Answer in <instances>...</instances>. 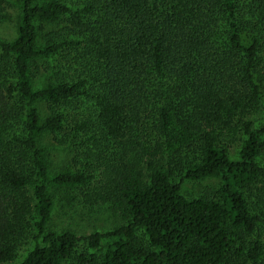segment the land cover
<instances>
[{
    "label": "trees",
    "instance_id": "obj_1",
    "mask_svg": "<svg viewBox=\"0 0 264 264\" xmlns=\"http://www.w3.org/2000/svg\"><path fill=\"white\" fill-rule=\"evenodd\" d=\"M9 1L19 18L0 41V264L26 242L19 264H264V0H0V22ZM64 124L88 159L110 145L132 154L128 169L103 171L124 225L52 228L50 188L94 179L49 174L40 139ZM207 179L220 182L212 197L181 194Z\"/></svg>",
    "mask_w": 264,
    "mask_h": 264
},
{
    "label": "rangeland",
    "instance_id": "obj_2",
    "mask_svg": "<svg viewBox=\"0 0 264 264\" xmlns=\"http://www.w3.org/2000/svg\"><path fill=\"white\" fill-rule=\"evenodd\" d=\"M19 18V6L13 1H9L2 14L0 22V41L9 42L16 36L17 22ZM59 29L56 26H48L47 29ZM56 59L41 61L38 63V70L35 71L34 87H41L44 81V66L52 64ZM40 117L44 119L47 115V108L44 103L38 104ZM74 110L69 111L68 116H74ZM257 124L264 122V110L257 116ZM256 117V118H257ZM69 127L64 124V129L56 134H46L40 139V144L47 149V165L49 174L53 175L64 168L71 171H83L86 174H93L94 179L90 186L86 188L65 189L50 188V194L54 201V212L52 228L56 230H70L77 236L87 237L94 232H108L121 225L126 220L124 213L117 204L114 189L107 185L103 177V171L107 164L113 165L115 171L122 170V165L129 168L132 161V154L124 157L120 146L110 145L103 148L91 159L85 157L89 144L84 141V136H79L77 140L67 137ZM227 152L231 159H236L239 144L226 145ZM138 169H144L142 165ZM114 173V171H113ZM178 175V173H177ZM116 179V178H115ZM178 181V178L175 177ZM220 182L216 179H207L199 182L185 181L181 185V194L191 200L194 198L212 197L219 187ZM139 238L146 245V240L142 232L138 233ZM116 238H107L102 242V248L106 244L112 243ZM31 249V244L26 242L20 248L17 259L10 264H19ZM78 252L87 251L85 243L80 242L77 247ZM95 252L89 251V254ZM101 252L95 253L97 257ZM136 264H140L137 262Z\"/></svg>",
    "mask_w": 264,
    "mask_h": 264
}]
</instances>
